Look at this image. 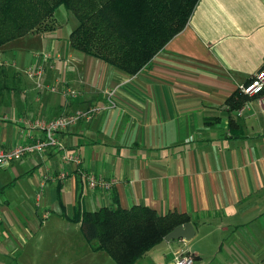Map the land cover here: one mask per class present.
Returning a JSON list of instances; mask_svg holds the SVG:
<instances>
[{"label": "crops", "instance_id": "obj_1", "mask_svg": "<svg viewBox=\"0 0 264 264\" xmlns=\"http://www.w3.org/2000/svg\"><path fill=\"white\" fill-rule=\"evenodd\" d=\"M64 18L25 36L42 42L39 51H14L23 37L0 53V151L30 141L22 120L100 112L59 135L63 151L0 165V264L63 248L73 227L85 240L77 211L135 206L193 225L191 240L169 242L157 264H173L181 249L190 264H264V94L238 90L264 68V0H199L184 29L134 75L72 50L71 30L56 32ZM45 52L62 58L40 82L56 84L55 93L25 74ZM66 90L79 95L67 99ZM78 169L113 185L91 189Z\"/></svg>", "mask_w": 264, "mask_h": 264}, {"label": "trees", "instance_id": "obj_2", "mask_svg": "<svg viewBox=\"0 0 264 264\" xmlns=\"http://www.w3.org/2000/svg\"><path fill=\"white\" fill-rule=\"evenodd\" d=\"M198 1L0 0V47L48 32L45 22L63 7L76 22L69 35L72 50L134 75L184 29ZM75 220L85 240L94 243L92 250L107 253L116 264H135L185 224L177 215L158 216L141 206L77 211Z\"/></svg>", "mask_w": 264, "mask_h": 264}, {"label": "built area", "instance_id": "obj_3", "mask_svg": "<svg viewBox=\"0 0 264 264\" xmlns=\"http://www.w3.org/2000/svg\"><path fill=\"white\" fill-rule=\"evenodd\" d=\"M62 58L59 55L45 52L35 56V62L28 66L25 70V74L37 82V86L41 89L49 91L51 93L56 92V84H50L42 86L40 83L44 78L47 70L51 67V64L61 61ZM239 92L246 96H260L264 94V68L258 70L253 74L246 84L240 85ZM63 95L67 99H76L78 93L72 90H66ZM261 110L264 111V97L260 99ZM247 108V106H245ZM243 109L238 111L240 115ZM100 112V108L97 106H91L86 110H77L72 114L66 116H60L51 121L37 120L29 123L27 120H22V124L31 129L29 135V142L20 144L9 150L0 151V165L8 164L11 161L21 158L29 152H42L46 149H52L56 152L63 151V146L59 140V135L71 128H73L80 121H90L94 116ZM36 132V133H33ZM61 159L66 164H74L79 166L80 161L78 158L71 155L62 153ZM80 170V169H78ZM81 179L91 188L99 189L103 191L109 190L113 181H106L99 178L92 173L86 171H79ZM64 174H59L58 179L62 180ZM53 179V173L48 172L41 181V186L48 180ZM191 259L185 249H181L174 255L173 264H190Z\"/></svg>", "mask_w": 264, "mask_h": 264}, {"label": "rangeland", "instance_id": "obj_4", "mask_svg": "<svg viewBox=\"0 0 264 264\" xmlns=\"http://www.w3.org/2000/svg\"><path fill=\"white\" fill-rule=\"evenodd\" d=\"M57 11V12H56ZM53 14V16L47 19L45 22V27L49 32L54 30L55 27L61 25V21L64 20V15H67L66 25L63 24L62 28H56L57 36L60 37L61 34H64L67 30H73L76 26V22L72 17V14H69L65 11L63 7H59ZM50 29V30H49ZM23 37L17 38L11 42H8L0 47V53L9 49V45L21 39ZM39 39L35 37H25V41H17L13 46L14 51L17 49L25 51L30 54L33 52L39 51V47L43 46L40 44ZM17 48V49H16ZM71 232H67L64 237L63 248L61 246L55 245L54 249L46 248L43 246L41 250H31V256L29 264H116V262L105 252L93 251L90 250V246L94 245L87 244L83 237L79 235L78 230L72 228ZM38 236V235H37ZM61 248V249H60ZM149 253V252H147ZM168 256L162 257V253H159L155 250L154 253L150 255H144L139 259L135 264H157L167 260Z\"/></svg>", "mask_w": 264, "mask_h": 264}, {"label": "water", "instance_id": "obj_5", "mask_svg": "<svg viewBox=\"0 0 264 264\" xmlns=\"http://www.w3.org/2000/svg\"><path fill=\"white\" fill-rule=\"evenodd\" d=\"M194 234L195 231L191 223L181 224L167 233L163 240L159 244L155 245L149 252L165 249L167 244L171 241H189L194 236Z\"/></svg>", "mask_w": 264, "mask_h": 264}]
</instances>
